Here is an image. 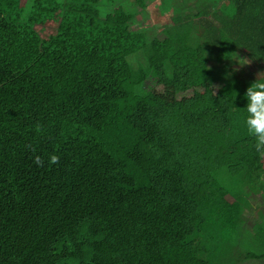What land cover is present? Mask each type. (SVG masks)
Listing matches in <instances>:
<instances>
[{
    "label": "trees",
    "instance_id": "trees-1",
    "mask_svg": "<svg viewBox=\"0 0 264 264\" xmlns=\"http://www.w3.org/2000/svg\"><path fill=\"white\" fill-rule=\"evenodd\" d=\"M50 1L0 0V264H236L264 145L234 67L264 66V0H61L43 40Z\"/></svg>",
    "mask_w": 264,
    "mask_h": 264
},
{
    "label": "rangeland",
    "instance_id": "rangeland-1",
    "mask_svg": "<svg viewBox=\"0 0 264 264\" xmlns=\"http://www.w3.org/2000/svg\"><path fill=\"white\" fill-rule=\"evenodd\" d=\"M220 1V0H213ZM32 0H21V5L29 8ZM51 14L56 16V19H50L40 23L31 24L40 37L43 40H48L56 32L58 17L62 13V1L61 0H51ZM25 8V9H27ZM26 12L24 11V16L26 17ZM165 18V17H163ZM170 20L162 19L161 14L157 8L149 9L147 16L145 18H137L135 29L140 27L147 28L150 32H154L156 35V42L160 45L166 46L169 41V36L164 32H157V29L162 25L169 26ZM131 60V59H130ZM138 63L142 62L140 57L136 58ZM234 67V66H233ZM235 70L239 72H250L254 77L257 74L264 72V66H259L254 64L246 55H242L237 59V64L234 67ZM264 182V175L262 176ZM245 195L243 194V197ZM226 200L228 203L233 201L232 197L227 196ZM247 207L243 211L242 222L243 228H239L236 234H232L231 245L234 250L238 252L235 256L236 264H264V257L262 259H249L246 258L245 253L258 251L257 243L255 242V235L258 226L262 224V218L264 217V190H259L258 194L252 195L247 202Z\"/></svg>",
    "mask_w": 264,
    "mask_h": 264
},
{
    "label": "clouds",
    "instance_id": "clouds-1",
    "mask_svg": "<svg viewBox=\"0 0 264 264\" xmlns=\"http://www.w3.org/2000/svg\"><path fill=\"white\" fill-rule=\"evenodd\" d=\"M247 118L245 120L250 134L256 137L259 145H264V72L257 74L255 81L247 88L245 97ZM55 161V157L52 158Z\"/></svg>",
    "mask_w": 264,
    "mask_h": 264
}]
</instances>
